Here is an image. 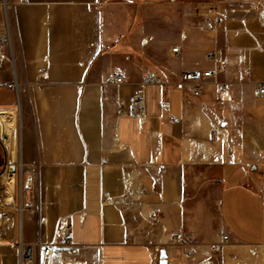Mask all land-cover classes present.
Here are the masks:
<instances>
[{"label": "crops", "instance_id": "crops-1", "mask_svg": "<svg viewBox=\"0 0 264 264\" xmlns=\"http://www.w3.org/2000/svg\"><path fill=\"white\" fill-rule=\"evenodd\" d=\"M167 1L7 0L8 34L0 8V115L17 122V145L15 134L4 137L28 186L1 219L0 264H20V235L56 241L66 225L87 264H160L162 249L168 264H184L174 232L194 264H264V0H184L202 20L212 22V7L226 18L210 38L188 34L179 56L170 46L176 60L131 61L124 9ZM213 48L227 59L225 93L212 80L200 96L150 84L143 119L117 115L147 72L176 83L210 67ZM115 73L124 81L111 82ZM15 80L27 88H9Z\"/></svg>", "mask_w": 264, "mask_h": 264}, {"label": "rangeland", "instance_id": "rangeland-1", "mask_svg": "<svg viewBox=\"0 0 264 264\" xmlns=\"http://www.w3.org/2000/svg\"><path fill=\"white\" fill-rule=\"evenodd\" d=\"M183 1L145 2L124 9L131 16L130 28L125 34L126 39H124L126 44L131 47V53L134 54H129L131 61L133 56L144 58L145 53H149L152 58H161L166 53L168 57L176 60V57L174 58L169 53L170 46L180 45L182 49H185L188 34L193 37L191 41L195 42L202 41L204 36L210 38L208 32L215 30V27L218 26L214 22V18L212 22L202 20ZM0 2L3 19L1 22L2 30L4 34H8L11 29L9 5L7 0H0ZM215 9L221 10L216 7ZM194 56L196 57V54ZM15 139L17 145V122ZM0 179L4 180V183L0 185V196L3 198L0 204L1 226V219L5 221L11 212L20 208L25 202L28 190L18 159L16 160V157L13 159L7 150L1 119ZM8 181H12V190L8 187Z\"/></svg>", "mask_w": 264, "mask_h": 264}, {"label": "built area", "instance_id": "built-area-1", "mask_svg": "<svg viewBox=\"0 0 264 264\" xmlns=\"http://www.w3.org/2000/svg\"><path fill=\"white\" fill-rule=\"evenodd\" d=\"M210 11L215 15L214 22L220 25L226 18L225 10H216L210 8ZM174 55L179 56L181 49L179 46L172 48ZM2 57V45H0V58ZM208 60L211 66L205 69L194 68L182 72L180 80L176 83H170L163 77L155 74L154 72H147L140 80V89L136 90L132 97L131 103L127 105L125 102H118L117 115L119 117H133L143 119L145 115L146 100L144 94V87L150 84L159 85L163 90H170L178 88L187 94L200 96L204 92V83L206 80H212L214 83L219 84L221 93L228 90L227 83L220 81V76L227 70V59L223 56L222 50L219 48L212 49L208 55ZM124 75L115 73L111 82L121 83L124 81ZM9 88L15 89L18 93L27 88L25 83H20L15 80L9 83ZM258 94H264V83L259 84L257 88ZM161 105L164 109H168L169 102L162 100ZM173 122H179L174 119ZM151 220L155 225L161 222V214L159 211H154L151 215ZM172 238L179 242L184 250L182 252L184 264H194V258L191 250L188 249L186 241L182 232H174ZM228 234H224L222 239L214 244L212 247L213 252H218L223 248L224 243L228 240ZM12 245L18 250L20 264H53L54 261H60L64 264H87V262L79 258L80 248L74 242L71 232V226L66 225L63 228L61 238L56 241L50 242H27L24 241L20 235L12 241Z\"/></svg>", "mask_w": 264, "mask_h": 264}, {"label": "water", "instance_id": "water-1", "mask_svg": "<svg viewBox=\"0 0 264 264\" xmlns=\"http://www.w3.org/2000/svg\"><path fill=\"white\" fill-rule=\"evenodd\" d=\"M3 125V134L7 138L16 133V120L12 115H0ZM160 264H168L166 250L160 252Z\"/></svg>", "mask_w": 264, "mask_h": 264}]
</instances>
